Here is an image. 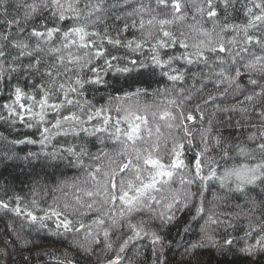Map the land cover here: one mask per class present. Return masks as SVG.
I'll return each mask as SVG.
<instances>
[{"label":"snow or ice","instance_id":"1","mask_svg":"<svg viewBox=\"0 0 264 264\" xmlns=\"http://www.w3.org/2000/svg\"><path fill=\"white\" fill-rule=\"evenodd\" d=\"M238 3L241 0H0V124L29 130L24 138L8 142L41 145L40 153L29 152L26 159L42 155L52 162L67 160L81 166L85 156L102 159L89 153L87 144L92 140L117 146L115 158L103 153L109 160L106 167L85 169L90 180L77 187L79 195L74 193V201L65 202L63 211L51 209L38 216L20 207L19 197L12 207L0 198V209L17 217L23 215L40 229L48 228L47 221L52 220L61 235L85 230L86 237L96 244L104 243L108 250L113 245L97 237L102 232L109 238V227L116 223L118 214L126 218L129 232L121 234L124 238L115 259H109L108 264H121V254L144 232L131 223L134 214L154 213L163 226L175 219L182 199L195 195L188 187L197 181L202 190L209 181H219L221 187L234 183L231 190L244 194L252 214L241 239L254 242L240 251L250 258V264H264V212L254 215L257 207H264V0H243L245 23L221 24V14L227 20ZM190 13L191 31L174 32L170 26L188 20ZM205 18L215 21L210 30L203 26ZM252 29L259 35L252 34ZM229 32L234 35L226 38L224 34ZM179 49L185 51L177 55ZM241 69L248 73L253 86L250 94L244 93L248 106H222L218 95L233 86L240 88L237 81ZM145 70L152 77L166 78L173 88L180 85L181 92L186 91L183 85L187 76L207 79L218 95L209 93L204 103L216 113L226 114L223 127L235 130L233 135L238 132L246 136L251 145L230 142L220 129L213 135L212 126L201 132L193 151L192 129L187 122L195 123L197 118L186 112L178 99L141 104L139 97L147 90L110 94L105 103L95 102L100 87L119 91L107 77ZM210 73L219 80L213 81ZM224 84L227 87L220 92ZM208 87L203 84L204 90ZM167 93V87L156 90V94ZM197 111L202 113L199 106ZM216 113L210 115L214 118ZM234 113L239 116L234 117ZM199 119H204L203 114ZM162 128H176L183 136L165 135ZM0 139L8 140L3 133ZM214 153L233 160L219 175ZM177 178L183 189L173 188ZM257 189L259 205L257 197L250 195ZM157 206L164 210L157 212ZM89 213L97 214L91 224L82 219ZM104 217L112 221L108 227H104ZM209 220L218 222L211 217ZM150 236L153 264H163L162 237L156 232ZM224 243L231 246L233 240L226 238ZM156 245L161 246L160 251ZM91 246L80 245L85 253ZM257 255L259 259L251 260ZM64 264L73 262L66 260Z\"/></svg>","mask_w":264,"mask_h":264},{"label":"trees","instance_id":"2","mask_svg":"<svg viewBox=\"0 0 264 264\" xmlns=\"http://www.w3.org/2000/svg\"><path fill=\"white\" fill-rule=\"evenodd\" d=\"M20 2H23V0H20ZM231 14L232 13H230V15ZM244 18L245 17L243 15L238 18L237 23L234 21L231 22L234 23L233 25L243 24L246 20ZM213 21L214 19L205 18L202 23L204 27L207 26L206 29L210 30L208 26ZM34 22L35 21H33V23ZM180 23L181 26H178ZM192 23L193 21L191 20L190 13L188 20L177 22L176 25L170 27L174 32L177 31V27L181 28L179 30L190 32L191 29L189 28V25ZM250 31L252 34L259 35V33H256L254 29ZM126 35H130V33ZM224 35L226 38H231L234 33L229 32L225 33ZM240 35H242V33ZM188 42L191 44L192 40L189 39ZM183 51L185 50L179 49L176 54L179 55ZM243 73L244 72L241 73L238 82L240 84V88H228L226 95L230 96L222 97V95H218L217 91L214 93L218 95L217 102H221L222 100V106L231 107L230 105H227V101H232V98L233 102L236 103L235 106H248L247 101L244 99V93L250 94L253 86L249 81L245 82V79H243ZM211 77L213 81L219 80V77L217 76L216 79H213V75ZM107 79L109 80L110 84H115V88L119 89V91H116L111 87H100V89L95 93V102L98 104L105 103L107 97L110 94L123 95L126 92H135L137 89L146 90L150 86H157L161 83H158V79L155 77L150 76L147 70L144 72H133L128 76H110L107 77ZM163 80L164 81L162 82L165 84V87L170 89L172 88V91L174 89L180 91V85H177L175 88H173L171 83L167 81L166 78H163ZM202 81L205 82V84H209V87L206 90L203 89L204 83ZM183 87L186 89L185 92H182L184 93V97L190 96V99H186V104L189 107L184 110L186 112H191L197 118L196 124L194 125L196 126L197 131H204L214 126V128L216 127L223 131L225 137L229 138L230 142H243L245 144L251 145V142L247 141L246 136L241 137L238 132L233 135L235 130L230 128L229 131L231 130L232 134L227 132L228 128L223 127V120H226L227 118L226 114L216 113V111L212 109V112H210L206 109L210 105H206L204 103V99L207 98L208 94L212 93L213 91V86L207 79L197 80L192 76H187L186 83L183 85ZM194 89H200V91H195ZM223 89H220V92H223ZM92 95V93H89V98H91ZM147 96V94H142L139 97L141 104H143V101H149ZM194 98H196L195 104ZM0 100H2V98H0ZM197 106L200 107L202 113L201 111H197ZM211 113H216L214 118L210 115ZM201 114H203V120L199 119ZM233 116L237 117L239 116V113H234ZM209 121H211V124ZM26 132H29V130L23 127L13 130L7 125L0 124V133H3V135L8 138L7 141L0 139V198H3L9 203L10 207H12L17 203L15 198L19 197L20 200L18 203L20 207L25 208L26 211H33L35 215L41 216L51 209H61L60 205H58V203L56 204L57 198H60V195L63 194V191L66 192L65 189L68 186V183L69 185L75 184V188L84 187L85 185L83 184V181L87 175V171L85 169L87 168L88 171H93L96 167L95 164L97 160H93L85 156L83 157L84 164L81 166L70 164L67 160L52 162L44 158L42 155L39 159H36L35 157L26 159L25 157H27L29 152L40 153L41 145H12L8 142L13 138H24V134ZM212 134L214 135V133ZM36 139H39L38 135ZM85 139L87 140L88 138L86 137ZM110 144L111 142L109 141H105L103 144H101L98 141L92 140V142L87 144V147L89 153H91L93 156H102L103 153L101 150L108 148ZM44 151H49V149H44ZM6 155L11 156L12 158L5 159ZM232 155H234V153H232ZM238 159L239 158H237V160ZM228 160L233 161L232 159ZM61 182L66 185L64 188H62L63 185ZM228 187L229 189H234L235 184H230ZM258 192L259 189L252 191L250 195L252 197H257V204L259 205L260 201L259 197L257 196ZM220 193L222 196L225 195L222 200H224L225 203L230 204L228 207L229 209L240 210L243 208V213L249 212L251 205L246 200L244 194L232 190H228L226 194H224L222 191H220ZM73 198L74 196L65 199L73 200ZM32 201H36V204L33 205ZM262 212H264V207H257L254 215L258 217ZM250 215L252 214L250 213ZM82 219L86 223L91 224L90 219H93V216L86 215L82 217ZM47 223L49 225L48 228L40 229L38 225L31 224L29 220L23 215L17 217L12 212L0 209V264H64L66 260H71L77 264H93V261L91 260L93 258V251L91 250L90 252L85 253L84 250L81 249V251H83V255H80L82 254L79 252L80 247L78 249V247L76 248L75 245L76 243L79 244L80 241H87L89 239L88 237L82 236L83 234L79 235L77 233H64L61 235L56 232L52 220L47 221ZM248 223L249 221L247 220L245 225H239V223L232 222H226V224H222V226L218 227L216 230L217 236L221 240L220 243H217L219 245L214 244L216 245L215 247L208 245L205 242H200L198 245L195 244L197 238L193 239V237H191L192 233H188V231L185 229L183 230V225L181 223H171L170 226L165 227V231L160 234L163 240L161 257L162 262L163 264H175L176 260L180 261L181 258H187L186 261L189 262V264H250V258L245 253L240 251L241 247L245 244H252L254 242L251 239H241L243 238L242 235L245 233V231H248ZM228 224H231L232 227L226 228ZM104 227H106V224ZM229 234H232V236L234 235L233 238L228 236ZM76 235V239L70 238ZM237 236L238 238L235 239ZM226 238L233 240V244L231 246L222 244V241L224 242ZM144 245H147L143 247L144 249H141L139 246H135V250L131 255L132 257H130L129 264H153L154 256L151 254L147 256L149 254L147 251L153 250L154 246L149 244ZM194 245L195 247H193ZM39 246H44L45 248L49 247V249L45 250L43 248H39ZM66 247L72 249L74 252L72 254H68L65 251L67 249H62ZM160 249L161 246L160 248H157V251H160ZM189 259L194 260L192 262ZM257 259H259L258 255L251 258V260Z\"/></svg>","mask_w":264,"mask_h":264},{"label":"rangeland","instance_id":"3","mask_svg":"<svg viewBox=\"0 0 264 264\" xmlns=\"http://www.w3.org/2000/svg\"><path fill=\"white\" fill-rule=\"evenodd\" d=\"M242 2H243V0H241V3L237 4L235 10H231L230 13H232V14L228 15L227 20H225L224 15L221 14V16L218 18L219 22L221 24L227 22V23H230L232 25L234 23H232L231 21H234L235 23H237L238 18L243 16V11L241 10L242 9ZM234 16H236V17H234ZM232 17H234V18H232ZM244 19H246V18H244ZM214 22L215 21H213L212 23L209 24L208 27L210 29L213 27ZM178 26H181V23L178 24ZM184 26H186V25H184ZM204 28H207V26H205ZM178 29H181V28L177 27V30ZM137 34L139 35V33H137ZM236 66L239 67L240 65L239 66L236 65ZM224 67H228V65H224ZM242 72H244L243 73L244 74L243 79H245V82L249 81L248 73L244 69H241V73ZM212 75L213 74H211V76ZM233 75H234V73H233ZM155 78L158 79V83L159 82H161V83L157 86H150L146 89L147 95H148L147 97H148L149 101H143V104H160L161 102L166 103V101L168 99H178V103H182L184 109H187L189 107L186 104L187 103L186 99H180V98L184 97V93H182L181 91H179L177 89H174L172 91L171 90L172 88L171 89L168 88L167 95L156 94L157 89H160V90L165 89V84L162 82V81H164L163 78L160 77L159 75L155 76ZM160 78H161V80H160ZM213 79H216L215 75H213ZM238 82H239V80L237 81V83ZM203 83L205 84V82H203ZM224 86H227V85L226 84L221 85L220 89L225 88ZM212 89H213L212 93L214 94L217 91V89L214 87ZM149 96H151V97H149ZM227 96H230V95H226V93H224L222 95V97H227ZM221 102H222V100H221ZM195 103H196V98H194V104ZM227 103H228L227 105H230V106L236 105V103L233 102V98H232V101L231 100L229 102L227 101ZM188 105H189V103H188ZM206 109L210 112H212V110L216 111V109L212 108L211 106L207 107ZM204 114H206V113H204ZM187 123L189 124V127L192 129L191 137L193 138V146H194L193 151H195V150H197V148L195 146L198 145L200 142V134H201L202 130L197 131L196 126H194L196 124V122L195 123L187 122ZM215 129H218V128L215 127L213 129L214 134H215ZM229 129L230 128L227 129V132L229 134H232L231 130L229 131ZM162 131L165 133V135H167L169 132H171L174 135L183 136V132L182 131L178 132L176 128H173V129L162 128ZM196 131H197V133H196ZM236 137H237V135H236ZM116 148H117V146L111 143L108 148L102 149L101 152L102 153L107 152L110 156L115 158L116 157ZM191 155H192V153L190 152L189 159H191ZM213 155H215L216 159L219 161L220 166L217 168L218 175L222 174L224 168L230 167L233 163V161L221 159L220 154L214 153ZM108 164H109V160L106 158H103V155H102V159L97 161L95 165H96V167L100 166L103 168V167H106ZM205 171H207V169H205ZM85 180H90V177L88 175H86L84 181ZM88 186H90V185H88ZM227 187L228 186L221 187L219 181H209L203 190L201 189L199 181H197L196 184L189 186L188 192L190 194L194 193L195 195H189L186 201L183 199L181 200L180 210L175 213V219L171 223H181L183 225L182 226L183 230L185 229L188 231V233H192L191 237H193V239L197 238L196 242H195V244H197V245L200 244V242H205L208 245H212L213 247H215L216 245H219L217 243H220L221 239L217 236L216 230L218 229V227L222 226V224H226V222L239 223V225L240 224L245 225L246 221L247 220L249 221L248 217L250 215L249 212L243 213L244 212L242 210L243 208L240 210H234V209L228 208L230 204H227L224 202V200H222L225 195L222 196L220 193V191H222L224 194H226L228 190H231V189H229V187L228 188ZM173 188L174 189H176V188L183 189V186H181L178 182V178H177V183L175 185H173ZM65 191L66 192L63 191V194L60 195V198L59 197L57 198L56 204L58 203V205H60V207H61V209H59L58 211H63L64 203L65 202H73L75 197L73 198V200H66L67 198L73 197L74 193L75 194L77 193V195H79V193L76 192L77 188L75 190V188L70 187V185H69V187L68 186L66 187ZM201 192H202V194H201ZM62 197H63V199H62ZM198 208L201 209V211L199 213L197 212ZM163 210L164 209L162 207L157 206V212L163 211ZM237 214H239V215H237ZM89 215H92L93 219H94V218H96L97 214L96 213H89ZM89 215H87V216H89ZM209 217H211L212 220H216L218 222L212 223L209 220ZM104 219L106 220V227H108L110 224H112V221L108 220L107 217H104ZM219 221H223V223H219ZM90 223H92V219H90ZM131 223L137 224L140 228H142L144 230V232L149 233V235L145 236L144 232H142L140 238H137L135 241L129 243L128 247L126 248L125 253L121 254L123 257L121 260V264H129L130 257H132L131 255L133 254V252L135 250L134 249L135 246H139L142 249L144 246H147L144 244L152 245L151 236H150L151 233L156 232L160 235L163 231H165V227H169L171 224V223H168V224H164L163 226H161V221L158 218H156V214L150 213L148 211L139 212V213L134 214L131 218ZM126 225H127L126 218L120 217L117 214L116 223L114 225H112V227H109V232H110L109 238L106 239L103 236V233L100 232V235L97 237V239L102 241V242H105V243H111L113 245L111 250L106 249L104 246V243H100V244L94 243L92 241L91 237H88L89 239L87 241H80L79 244L76 243L75 244L76 248L78 247V249H79L80 245H85V246L92 245L89 248L88 252H90L91 250L93 251V253H92L93 258L91 259L93 261V264H108L109 259H115L117 246L119 245L121 240L124 238L121 234L129 232V229L127 228ZM226 228H228V227H226ZM82 231L83 230H81L77 234H79V235L83 234L82 236L86 237V231L85 230L83 232ZM93 231H96V229L93 228ZM227 231H229V230L227 229ZM228 233H230V232H228ZM228 236H231L233 238L234 235L232 236V234H229ZM242 236L245 237V233ZM225 237H227V236H225ZM70 238L76 239L77 235L70 237ZM230 238H228V239H230ZM237 238H238V236L235 239H237ZM239 241H240V239H239ZM214 244H216V245H214ZM222 244H225V243L222 241ZM73 246H74V244H73ZM39 248H43L45 250L49 249V247L45 248L44 246H39ZM155 248L156 249L160 248V246L156 245ZM57 249H59V248H57ZM62 249H67L65 251L68 254H72L74 252L72 249L67 248V247L62 248ZM81 249H83V248L80 247V249H79L80 253L83 252V251H81ZM147 253H149L147 256H149L150 254L153 256V254H152L153 250H149V251H147ZM80 255H83V253ZM186 259L187 258H185V259L181 258L180 261L176 260L175 264H187V263L189 264V262H187ZM193 260L194 259H191L190 261L193 262ZM73 264H77V263L73 262Z\"/></svg>","mask_w":264,"mask_h":264},{"label":"bare ground","instance_id":"4","mask_svg":"<svg viewBox=\"0 0 264 264\" xmlns=\"http://www.w3.org/2000/svg\"><path fill=\"white\" fill-rule=\"evenodd\" d=\"M60 181H61V180H60ZM58 183H59V181H58ZM61 183H62V182H61ZM62 185H63L62 188H64V186H66V185H64V183H62ZM68 187H69V183H68ZM70 187H74V188H75L76 186H75V184H71ZM75 190H76V188H75Z\"/></svg>","mask_w":264,"mask_h":264}]
</instances>
